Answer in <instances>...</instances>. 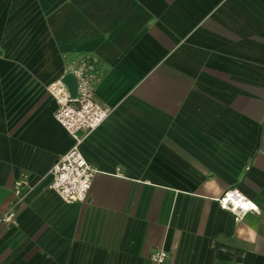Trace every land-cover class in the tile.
I'll return each instance as SVG.
<instances>
[{
  "label": "crops",
  "instance_id": "crops-1",
  "mask_svg": "<svg viewBox=\"0 0 264 264\" xmlns=\"http://www.w3.org/2000/svg\"><path fill=\"white\" fill-rule=\"evenodd\" d=\"M84 54L111 110L82 145L98 173L85 202L37 187L0 264H264V0H0V219L72 146L48 86ZM232 188L259 212L235 222Z\"/></svg>",
  "mask_w": 264,
  "mask_h": 264
},
{
  "label": "built area",
  "instance_id": "built-area-1",
  "mask_svg": "<svg viewBox=\"0 0 264 264\" xmlns=\"http://www.w3.org/2000/svg\"><path fill=\"white\" fill-rule=\"evenodd\" d=\"M72 76L76 90L72 92L65 82ZM103 77V65L94 54H84L67 63L64 75L48 86L49 94L56 100L58 123L72 138V146L43 175L33 177L22 172L14 182L15 200L0 219L7 226L16 224L19 207L41 184L48 181V188L67 203L85 202L98 170L85 158L82 145L91 134L101 126L111 114L97 100V86ZM220 207L240 222L249 213H258V205L237 188L227 190L217 198ZM168 258L166 251H154L151 260L164 263Z\"/></svg>",
  "mask_w": 264,
  "mask_h": 264
},
{
  "label": "water",
  "instance_id": "water-1",
  "mask_svg": "<svg viewBox=\"0 0 264 264\" xmlns=\"http://www.w3.org/2000/svg\"><path fill=\"white\" fill-rule=\"evenodd\" d=\"M66 77H67V76H66ZM66 77H65V79H64V80H65V82H66ZM70 77H72V76H70ZM72 78H73V77H72ZM73 79H74V78H73ZM66 83H67V82H66ZM67 84H68V83H67ZM68 85H69V84H68ZM69 86H70V85H69ZM70 88H71V87H70ZM71 90H72V89H71Z\"/></svg>",
  "mask_w": 264,
  "mask_h": 264
}]
</instances>
